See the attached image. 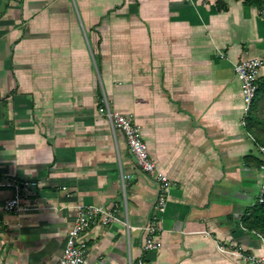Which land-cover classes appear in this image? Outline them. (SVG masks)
<instances>
[{"label":"crops","instance_id":"crops-1","mask_svg":"<svg viewBox=\"0 0 264 264\" xmlns=\"http://www.w3.org/2000/svg\"><path fill=\"white\" fill-rule=\"evenodd\" d=\"M223 3L0 0V264H55L78 204L114 208L125 222L84 234L85 264H252L214 239L264 256L245 224L261 154L234 72L264 57L263 0ZM105 98L172 180L154 251H143L139 227L158 183L102 114ZM13 182L33 183L20 213L3 208L14 188L1 184Z\"/></svg>","mask_w":264,"mask_h":264},{"label":"built area","instance_id":"built-area-1","mask_svg":"<svg viewBox=\"0 0 264 264\" xmlns=\"http://www.w3.org/2000/svg\"><path fill=\"white\" fill-rule=\"evenodd\" d=\"M260 15L264 18V2L260 9ZM264 68V57L249 58L239 61L234 66V72L241 84V94L243 101V126H247L246 118L252 111V106L257 93V81L260 77V70ZM104 107L101 109L113 129V131H120L123 133L129 151L134 155L138 168L153 177L159 187V192L155 204L153 206L152 214L148 220L139 227L143 232L144 244L143 251L149 252L159 249L160 244L156 241L158 232L163 231L162 227L158 225L163 214L166 212L170 192L172 188V180L157 166L155 161L150 157V152L146 142L143 139L142 132L138 125L134 122L132 117L125 116L116 110H112L106 100H103ZM250 138L256 143L255 138L250 134ZM258 150L261 158L264 161V146L258 145ZM260 170V188L257 197V203L264 202V162L259 167ZM14 188L13 196L7 199L4 203V210L13 213H20L29 209V203H23L22 190L30 188L33 183L19 184L17 182L4 183ZM76 217L73 227L69 230L66 240V246L63 255L55 264H85L86 252L88 245L83 239L84 234L96 223L100 222L102 225L108 226L113 222L125 223L118 215L114 208H104L97 205H76ZM129 229L128 223H126ZM258 234L262 239L264 237ZM216 249L219 253L233 257L238 260L250 262L252 264H264V256L256 255L250 252L247 248L231 243H226L218 239H214ZM129 264H145L144 258H139L136 261L129 260Z\"/></svg>","mask_w":264,"mask_h":264},{"label":"trees","instance_id":"trees-1","mask_svg":"<svg viewBox=\"0 0 264 264\" xmlns=\"http://www.w3.org/2000/svg\"><path fill=\"white\" fill-rule=\"evenodd\" d=\"M217 5L220 10L226 8L223 0H217ZM263 109L264 76H261L257 81L256 104L252 110V115L249 117L251 134L255 138L256 144L261 146H264V119L260 117V114L263 113ZM263 162L262 158H257L256 164L260 167ZM245 224L250 231H255L264 237V202L261 204L256 202L255 206L249 209L248 214L245 217Z\"/></svg>","mask_w":264,"mask_h":264},{"label":"rangeland","instance_id":"rangeland-1","mask_svg":"<svg viewBox=\"0 0 264 264\" xmlns=\"http://www.w3.org/2000/svg\"><path fill=\"white\" fill-rule=\"evenodd\" d=\"M255 104H256V98L254 99L253 106H252V110L254 109ZM262 111H263V113L260 114V117L264 119V109ZM251 113H252V111H251ZM251 113L246 118L247 126L249 125V127H250V118L249 117L252 115ZM250 130H251V128H250Z\"/></svg>","mask_w":264,"mask_h":264}]
</instances>
